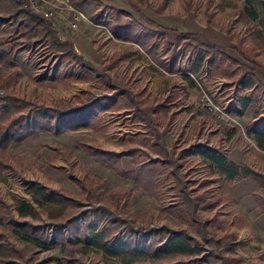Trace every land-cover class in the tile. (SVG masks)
I'll return each instance as SVG.
<instances>
[{"label":"trees","instance_id":"obj_1","mask_svg":"<svg viewBox=\"0 0 264 264\" xmlns=\"http://www.w3.org/2000/svg\"><path fill=\"white\" fill-rule=\"evenodd\" d=\"M0 1L8 3V12L0 14V23H10V35L0 40V178L4 173L16 172L8 146L40 132L56 135L87 128L102 113L122 109L138 128L120 138L117 150L87 142L81 143L82 148L116 175L136 182L150 195H156L155 179L163 175L170 183L172 203L168 209L195 233L184 227L142 223L128 211L129 191H122L113 198L103 197L94 186V176H89L87 171L77 178L68 172L79 189V196L63 187L51 188L37 180L20 177L32 205L13 196L11 206L0 194V264H33L32 259L25 256L27 245L48 249L61 237L64 248L56 264H83L82 258L91 251L100 252L109 264H230L232 258L226 253L239 242L217 237L218 218L214 215L204 218L200 214V209L210 206L213 200H206L204 192H195L188 186L183 170L184 154L195 151L207 174L223 181L248 178L264 189V173L247 164L235 163L218 148L202 143L174 151L175 142H172L168 148L165 143L167 123L160 125L159 119L166 113L167 105L175 100L176 91L170 89L162 97L147 98L141 89L132 90L126 82L114 81L107 69L138 50L166 74L177 72L181 59H190L184 76L192 84L197 83L195 78L200 70L210 66L213 74L232 73L235 90L248 92L243 106L252 98L259 103V94H263L264 99V65L250 59L246 53L253 56L264 49V0H216L220 9L234 8L238 17L246 20L248 47L242 46L241 38L224 46L209 41L201 32L180 31L158 24L141 12L142 8L150 6L148 0H124L152 26L143 33L138 32L127 11L103 5L100 12L90 18L98 22L102 11H109L110 19L102 21L103 24L116 40L126 44L100 67L85 60L68 38L59 39L49 20L23 7L21 0ZM70 1L81 7L88 0ZM236 1L242 2L241 7ZM121 16L126 19L118 24ZM227 47L236 56L229 54ZM34 48L42 49L49 79L56 78L58 70L63 72L76 66L79 79L94 80L101 90L91 93L82 88L69 97L49 100L21 95L15 85L18 74L10 76V70L1 67L10 66L16 52L23 49L31 52ZM226 63L230 64L228 68ZM230 110L239 113L232 107ZM247 136L255 147L264 151V109L258 127ZM145 149L154 155H149ZM124 159L131 162L130 168L124 167ZM254 195L256 203L264 210V197L257 192ZM92 218L103 223L100 230L90 227ZM121 235H125L124 240L116 242Z\"/></svg>","mask_w":264,"mask_h":264},{"label":"rangeland","instance_id":"obj_2","mask_svg":"<svg viewBox=\"0 0 264 264\" xmlns=\"http://www.w3.org/2000/svg\"><path fill=\"white\" fill-rule=\"evenodd\" d=\"M150 6L142 8V14L158 24L172 27L180 31H198L211 42L227 46L241 38L243 47L249 46V38L245 32L247 22L238 17L234 8L220 9L216 0H148ZM241 7L242 2L236 1ZM127 11L135 23L139 33L145 28H152L139 13L128 7L124 0H88L78 7L89 19L81 22L76 34L72 37L73 47L85 60L100 67L108 57L114 54L126 42L116 40L108 34L109 30L102 21H108L109 11H102L100 20L95 22L90 16L100 12L102 6ZM8 12V3L0 1V14ZM126 16H121L118 24H122ZM58 25L54 28L57 34H66L63 22L54 20ZM255 21H250L254 24ZM110 33V32H109ZM10 35V23H0V40ZM231 55L235 53L227 47ZM250 59L264 65V49H259ZM249 63L248 60H244ZM190 59H181L179 70L174 74H166L154 67L148 57L141 51L130 55L108 68L114 81L126 82L132 90L141 89L150 96H164L170 89L176 91V98L167 105V110L159 119L160 125L167 123L165 143L175 142L174 151L187 149L191 145L205 144L224 152L228 158L238 164H247L264 173V151L255 147L248 138L249 131L256 129L263 114V94H259V103L255 98L243 106V99L248 92L235 90L231 83L232 73L213 74L210 66H204L192 84L184 76ZM229 63L225 67L228 68ZM47 61L43 58L42 49L34 48L31 52L20 50L10 59L9 75L18 74L17 91L29 98L41 100L66 98L82 88L98 93L101 89L94 80L79 79V69L74 66L70 70H58L56 78H48ZM61 72V73H60ZM175 82V85H172ZM239 113H234L230 108ZM128 114L119 109L104 112L92 126L60 134L40 132L20 143L8 146L15 173H4L0 178V194L12 206V197H19L32 205L25 185L20 177L34 179L51 188L63 187L74 196H79V189L69 178L68 172L80 177L84 171L94 176V186L103 197L113 198L122 191H129L128 211L145 224H166L173 228L184 227L195 235L178 215L168 209L172 203L168 183L163 175L156 177L158 183L156 195H150L136 182L116 175L100 160L90 156L81 143H96L105 149L117 150L120 138L137 129ZM248 129V130H247ZM140 142L138 141L137 144ZM146 152L153 156L149 149ZM183 170L187 184L195 192H204L206 200L212 204L200 209L204 218L214 215L218 218L216 236H224L233 242V248L226 253L231 257L230 264H264V210L256 203L254 193L264 197V189L248 178L220 180L207 174V169L200 162L195 151L184 154ZM122 164L131 167V162L124 159ZM90 227L98 231L103 223L95 218ZM54 236V233L51 234ZM197 235V234H196ZM121 235L116 242L123 241ZM24 246L23 244H19ZM64 248L63 237L55 246L40 249L26 246L25 256L32 259L33 264H56ZM83 264H109L100 252L91 251L82 258Z\"/></svg>","mask_w":264,"mask_h":264},{"label":"built area","instance_id":"obj_3","mask_svg":"<svg viewBox=\"0 0 264 264\" xmlns=\"http://www.w3.org/2000/svg\"><path fill=\"white\" fill-rule=\"evenodd\" d=\"M22 6L26 7L49 20L51 26L57 29L54 22H63L67 28L66 34H57L59 39L72 37L76 34L81 22H88V18L70 0H21ZM111 37V34L108 32Z\"/></svg>","mask_w":264,"mask_h":264}]
</instances>
